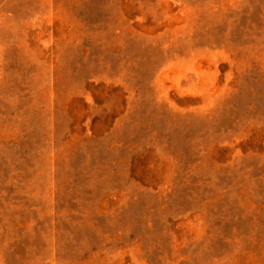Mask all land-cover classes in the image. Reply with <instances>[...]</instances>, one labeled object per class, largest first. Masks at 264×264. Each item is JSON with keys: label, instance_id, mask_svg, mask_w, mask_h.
<instances>
[{"label": "rangeland", "instance_id": "rangeland-1", "mask_svg": "<svg viewBox=\"0 0 264 264\" xmlns=\"http://www.w3.org/2000/svg\"><path fill=\"white\" fill-rule=\"evenodd\" d=\"M0 264H264V0H0Z\"/></svg>", "mask_w": 264, "mask_h": 264}]
</instances>
